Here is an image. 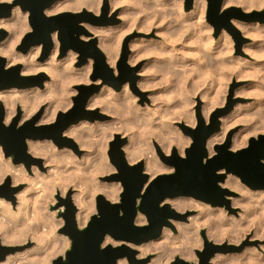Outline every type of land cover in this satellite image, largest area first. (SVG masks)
Masks as SVG:
<instances>
[{"label": "rangeland", "instance_id": "rangeland-1", "mask_svg": "<svg viewBox=\"0 0 264 264\" xmlns=\"http://www.w3.org/2000/svg\"><path fill=\"white\" fill-rule=\"evenodd\" d=\"M1 1V0H0ZM13 1V0H12ZM11 1V2H12ZM65 1H67V0H65ZM120 1H123V2H121V3H118L117 5L116 4H114L113 2H114V0H108V12H107V15L105 16V18L104 19H106L105 21H106V23L105 24H91V23H89V22H85V21H83V22H81L80 24H82L83 25V27L90 33V35L92 36V38L91 39H89V40H83L84 42H86V43H89V42H91V40L93 39V38H96L97 39V46L104 52V54H105V56H106V62L108 63V65L110 66V68H112V72L111 73H109L108 72V70H101V72H105L107 75H108V78L107 79H104L103 78V76H102V74H101V72H99V73H96L95 74V59L93 58V57H91V56H89L87 59H86V61H84L82 58H81V56H82V54H81V52H79V50H76V49H73V48H71V49H69L64 55H61V42H60V40H59V38H58V32L56 31L55 33H56V40H57V50H58V59H60V60H62L63 59V62H65V61H67L68 63H69V58L70 57H74V58H76V59H74V61H72L71 63H70V66H71V68H73V69H79L78 71L79 72H84V73H86L89 69H90V72L88 73V79H90V83L89 82H86L85 80H80V81H75V82H72V84H65L64 86V91L65 92H63V94H62V92H61V97H62V100H63V105L64 106H62V107H60L59 109H58V111L56 112V114H55V117L52 119V120H50V121H47V122H49V123H47V122H41V117H43V115L46 113V111H47V108H49L50 106H49V104H50V98H48V96H49V92L46 90L47 89V87L45 86V84H44V86H45V88H44V86L43 87H39V86H35L36 87V89L38 90V91H40V92H42L43 94H44V101H42V103H41V105L39 106V108L36 110V112H35V114H34V116H37V115H39V118H38V120L35 122V126L36 127H39V126H42V125H48V124H52V123H54V122H56V120H57V117H58V115H59V113L60 112H66V111H68V110H70L73 106H74V97L75 96H77L78 95V93H79V89H78V87L79 86H82V85H84V86H98L99 87V91L97 92V93H95V94H93L91 97H90V99L89 100H91V98L93 97V96H98V93H99V95L100 94H102V92H104L105 91V87L106 88H109L110 87V89H112L113 91H115V92H121L122 90H123V88H124V85L125 84H128V92L129 93H131V95H137L136 96V99H137V104H139V106H147V104H148V106H150V107H159V106H161V107H166L167 106V109H170L171 111H174V112H176V110H177V113L178 114H183V115H180V118H175V119H173L172 120V126L178 131L177 132V134H179V132H181L180 134H179V136H184L183 138H186V137H188V136H190V137H188V139L190 140V142H189V144L188 143H186L185 144V140L184 139H182V140H184V142L182 143V145H181V142L178 144V143H174V145H173V148H172V150L174 149V148H176V150L178 151V153L181 155V156H186V150L192 145V142H193V139H192V136L188 133V131L187 130H185L184 128L186 127H188V128H196L197 126H198V120H199V117L201 116L203 119H204V121H205V123L207 124V125H209L210 124V120H211V118H212V116H213V114L217 111V110H219V109H224V110H226V109H228V107H230V110L228 111V112H224L220 117H219V120H220V129L217 131V134H224L225 133V135H224V139H223V141L222 142H220V143H215L214 145H212V148H213V150H214V153L215 154H217V151H216V149H215V147L217 146V145H220V144H224L226 141H227V139H228V137L230 136V138H231V145H230V147H229V149L230 150H232V151H234V152H237V151H239V150H241V149H244V148H247L249 145H250V140H251V138H253V137H255V138H258L259 137V135H261V134H264V131H262V130H258L259 128H262L263 127V130H264V38H262L261 36H263L264 37V27H261V26H264V5H262V6H252V7H249L250 9H248L247 8V4L245 3V2H243V1H245V0H242V2H241V0H235L234 2H233V5L232 6H230V7H228L227 8V10H222V9H220V12L218 13V14H216V15H211V14H209V12H208V0H204L205 1V8H204V14H201V9L199 10H196V9H194V8H196L195 6H196V4H195V6H194V3H196V0H194L193 1V6H192V8L191 9H189V10H187L186 9V0H183L182 2H181V0H179V2H175V0H159V1H161L160 3H159V1H158V4H157V2H155L154 0H120ZM127 1V2H126ZM149 1V2H148ZM153 1V2H152ZM167 3H166V2ZM169 1V2H168ZM175 2V4H177L176 6H173V4H174V2ZM178 1V0H177ZM236 1H238V2H241V4L240 3H238V4H236L237 2ZM3 2H10V1H3ZM60 2H64V0H60ZM144 2V3H143ZM155 2V3H154ZM173 2V4H171V3ZM224 2H225V0H223V2H222V6H223V4H224ZM236 2V3H235ZM148 5H147V4ZM154 3V4H153ZM179 3H180V5H179ZM183 3V4H182ZM242 3H243V6H242ZM144 4H146L147 5V7H148V9H147V7H145L144 8V6H146V5H144ZM163 4V5H162ZM116 5V6H115ZM154 5V6H153ZM157 5H158V7H157ZM18 6V8H19V10L21 11V12H27V17H26V19H25V22L27 21V23L26 24H28V26H26V28L27 29H25V31H24V34L22 35V37H21V39H20V41L17 43V45L15 46V51L16 52H20V53H22V54H28V52L30 51V50H32V48H36L38 45H34V46H32L26 53H23L21 50H19L18 49V46L22 43V39L24 38V36L28 33V32H30V31H32L33 29H32V26H31V24H30V20H29V16H30V12L28 11V10H22V8L19 6V5H17ZM143 6V7H142ZM151 6V7H150ZM159 6H161V7H159ZM164 6V7H163ZM168 6V7H167ZM177 6H179V7H177ZM222 6H221V8H222ZM103 7H104V0H100V5H99V11L98 12H95L93 9H90L89 7H87V6H83L81 9H64V10H60V11H56V12H52V13H48L47 11H45V13L47 14V15H56V14H60V13H64V12H80V11H83V9H87V10H89V11H92L94 14H96L97 16H102L103 15ZM246 7V8H245ZM115 8V10L112 12V10ZM167 8H168V12H167ZM174 8V9H173ZM175 8H177L176 10H175ZM178 8H182V9H178ZM124 9V10H123ZM166 9V10H165ZM171 9H172V11H171ZM247 9V10H246ZM47 10V9H46ZM142 10V11H141ZM169 10H170V12H169ZM185 11V12H188V14H191V16H190V19H189V21H187V22H185V21H183V20H181V22H183V24L180 22V18L178 19L176 16H178L179 15V11ZM124 11V12H123ZM126 11V12H125ZM129 12V15H127V14H125V13H128ZM137 11V12H136ZM165 11V12H164ZM178 11V12H177ZM225 11H228L229 13H231L233 16L230 18V24H232V26L236 29V30H238V32H239V34H235V33H233V31H231L230 29H228L226 26H225V15H224V13H225ZM135 12V13H134ZM149 12V13H148ZM166 12H167V15H166ZM196 12V13H195ZM168 13H170V14H168ZM174 13V14H173ZM175 13H176V15H175ZM200 13V14H199ZM13 14V13H12ZM12 14L9 16V17H11L12 16ZM120 14V15H119ZM123 14H125V15H123ZM132 15V17H134V18H136L135 20H134V18H132L131 17V15ZM138 15V16H136V15ZM164 14V15H163ZM127 15V16H126ZM168 15H169V17H168ZM205 15V16H204ZM122 16V17H121ZM142 16V17H141ZM150 16V17H149ZM153 18H152V17ZM167 16V17H166ZM173 16L174 17H176L177 19H178V21L179 22H177V20L175 19V18H173ZM203 16L205 17V18H203ZM129 17H131V18H129ZM165 17H166V19H165ZM200 17H201V19H200ZM8 18V17H7ZM28 18V19H27ZM125 18V19H124ZM145 18V19H144ZM158 18H160V19H158ZM164 18V19H163ZM173 19V23H174V25L175 26H178L179 28L182 26V28L181 29H179V28H177V31L178 32H180L181 33V31H179V30H182V35L181 34H179L178 32V34H177V36H176V40H175V42H169L168 40H166V38H165V35L163 34V27L167 24H170V23H168L171 19ZM192 18V19H191ZM196 18V19H195ZM124 19V20H123ZM132 21H131V20ZM138 19H140V21H138ZM147 19V20H146ZM204 19V20H203ZM231 19H235L236 21H237V24H238V26L237 25H235V24H233L232 23V20ZM144 20V22L142 23V21ZM192 20V25H194V22H195V28H197L196 30L194 29V28H191L192 27V25H188L189 26V28L187 27L186 28V26H187V24L189 23V24H191L190 23V21ZM203 20V21H202ZM130 21H131V23H130ZM138 21V22H137ZM150 21V22H149ZM155 21V22H154ZM197 21H199L198 23H197ZM241 23V25L239 26V22ZM137 22V23H136ZM202 24H201V23ZM256 22H258V23H256ZM140 23V24H139ZM178 23V24H177ZM196 23H197V26H196ZM201 25H200V24ZM204 23V24H203ZM247 23H248V25H247ZM256 23V24H255ZM131 24V25H130ZM143 24V25H142ZM160 24V25H159ZM182 24V25H181ZM184 24H186V25H184ZM199 24V25H198ZM206 24V25H205ZM208 24H210L209 26H208ZM263 24V25H262ZM130 26L129 28H130V30H129V28H128V26ZM133 25V26H132ZM150 25V26H149ZM166 25V26H167ZM180 25V26H179ZM205 25V26H204ZM245 25V26H244ZM125 26V27H124ZM136 26V27H135ZM144 26V27H143ZM148 26V27H147ZM165 26V27H166ZM193 26V27H194ZM208 26V27H207ZM123 27V28H122ZM126 27L128 28L127 30H126ZM132 27H133V29H132ZM149 27L151 28V29H149ZM199 27H203V28H205V29H207V28H209V32H207V30L205 31V29H202V28H200V30L198 29ZM3 29H5V30H7L6 28H4V27H2ZM30 28V29H29ZM100 28H101V30H100ZM104 28V29H103ZM108 28V29H107ZM141 28H143V29H141ZM241 28H242V30H241ZM132 29V30H131ZM149 29V30H148ZM160 29H162V30H160ZM179 29V30H178ZM186 29H187V31H186ZM194 29V30H193ZM210 29H212V31H210ZM223 29H224V31H223ZM250 29V30H249ZM100 30V31H99ZM124 30H126V31H124ZM158 30H160V31H158ZM190 30V31H189ZM202 30H203V32H202ZM253 30V31H252ZM8 31V30H7ZM103 33H102V32ZM109 31V32H108ZM157 31V32H156ZM185 31V32H184ZM193 31V33H191ZM196 31V32H195ZM227 31V32H226ZM242 31V32H241ZM102 34H101V33ZM203 34H205V35H203V36H200V35H202V33ZM225 32V33H224ZM253 33L252 35H251V33ZM104 33H105V36H104ZM161 33V34H160ZM183 33L185 34V35H183ZM187 33H189V35L187 34ZM201 33V34H200ZM207 33V34H206ZM212 33V34H211ZM226 33H228V34H226ZM247 33L249 34V35H247ZM257 33V39H256V36L254 35V34H256ZM10 33H9V31H8V35H9ZM120 36H118V35ZM125 34V35H124ZM186 34H187V37H186ZM198 34V35H197ZM209 34V35H208ZM227 36H225V35ZM8 35H7V37H8ZM121 35H123L124 36V38H123V36H121ZM163 35V36H162ZM197 36V41L196 40H194V38ZM221 35V36H220ZM261 35V36H260ZM53 36H54V34H53ZM80 36H81V34H80ZM103 36V37H102ZM111 36V37H110ZM204 36L205 37H207V38H204ZM6 37V38H7ZM179 37V38H178ZM181 37V38H180ZM186 37V38H185ZM191 37V38H190ZM192 37H194L193 38V40H192ZM203 37V38H202ZM209 37L213 40V42H218L219 44L217 45L218 47H212V48H209L208 47V45L206 44V40L208 39L209 40ZM5 38V39H6ZM107 38V39H106ZM200 38H201V41H200ZM226 38H227V40H226ZM229 38H230V40H229ZM254 38V39H253ZM4 39V40H5ZM101 39V40H100ZM115 39H117V40H115ZM121 39V40H120ZM181 39V41L179 42L178 40H180ZM202 39L203 40H205V41H202ZM220 41H219V40ZM224 39V40H223ZM3 40V41H4ZM189 41V42H185V41ZM198 40H199V43H198ZM263 40V41H262ZM3 41H1V42H3ZM53 41L55 42V40H54V38H53ZM100 41V42H99ZM116 41H119V42H116ZM167 42V44L166 43H164V42ZM190 41H193V42H190ZM256 41H257V43H256ZM0 42V43H1ZM114 42H116V43H114ZM137 42V43H136ZM149 42V43H148ZM182 42H184V43H187V44H190V47H189V45H187V44H185L184 45V43L183 44H181ZM200 42H201V45H200ZM232 42V43H231ZM115 45H114V44ZM118 43H120V44H118ZM146 43V44H145ZM161 43V44H160ZM163 43V44H162ZM55 44L56 43H54V46H53V48L52 49H54V47H55ZM106 44H113L114 46H116V48L117 49H119L118 50V58H117V60H116V64L114 65V67L113 66H111L110 65V63H109V61H108V55H107V49H106ZM135 44H138L137 46L135 45ZM158 46H156V45ZM161 46H160V45ZM165 44H166V46H165ZM172 46H170V45ZM191 44H193V46L191 45ZM197 44V45H196ZM203 44H206L205 46H207V49H206V47H204V45ZM221 44L223 45V46H221ZM224 44H225V46H224ZM231 44V45H230ZM40 46H38V47H40V49H39V54L37 55V57H36V61L37 62H43V61H46L49 57H50V55H49V57L48 58H46L45 60H40V57H41V55H42V49H43V45L42 44H39ZM118 45V46H117ZM135 45V46H134ZM149 45V46H148ZM151 45V46H150ZM174 45V46H173ZM196 47H195V46ZM201 47H200V46ZM221 47H220V46ZM228 45V46H227ZM125 46H127V52H126V61H125V64L124 65H122V66H120V61H121V59H122V55H123V51H124V47ZM133 46V47H132ZM140 46H145L146 47V49H144L143 51H154L155 49V51H161L162 52V50H163V52H165V51H168V53H170L171 55H174L175 54V56H176V58H178L177 60V62H175V65L174 66H176V67H174V69H176L177 68V70H173V71H169L168 72V70H166V72L165 71H157V69L156 70H154V67L155 66H159L158 64H164V63H166V61H165V58L167 59V57L169 58L170 57V54L168 55V53L167 54H163V52H162V55L164 56V58H163V56H161L160 54H161V52H160V54H159V56L157 55V54H153V53H151L150 51L148 52V54L145 56L144 54H142V56H140L141 58H138V60L136 59V61L135 60H133V62L132 61H130V60H132L131 58H132V56L135 54V51H138V50H136L137 48H139ZM157 48H156V47ZM230 47L231 49L229 50V48L228 49H225V47ZM251 46V47H250ZM257 46L259 47V48H257ZM135 47V48H134ZM163 47V48H162ZM168 47V48H167ZM175 48V49H171V48ZM185 47V48H184ZM193 47V48H192ZM198 47V48H197ZM219 47L221 48V49H219ZM223 47H224V50L225 51H223ZM245 47H247V48H245ZM147 48H148V50H147ZM155 48V49H154ZM160 48V49H159ZM171 50H173V51H171ZM187 48H188V50H187ZM201 48H202V50H204V51H206V52H204V51H202L201 50ZM203 48H205V49H203ZM209 48V49H208ZM250 49V51H248V50H246V49ZM257 50V51H255V49ZM167 49V50H166ZM180 49H183V50H185L186 52L184 53V51L182 50V51H179ZM211 49H214L213 51L211 50ZM244 49V50H243ZM262 49V50H261ZM19 50V51H18ZM194 50H195V52H194ZM216 50H220V52L221 51H223V52H221V53H219L218 51H216ZM232 50V51H231ZM246 50V51H245ZM53 51V50H52ZM69 51H71L70 52V54H69ZM174 51H176V52H174ZM188 51V52H187ZM189 51H191V52H189ZM193 51V52H192ZM199 51V52H198ZM229 51V52H228ZM248 51V52H247ZM201 52V54H203V52H204V58H202V55L200 54V57L198 56L199 55V53ZM211 52V53H210ZM245 52H247V53H245ZM250 52L252 53V54H250ZM253 52L255 53V54H253ZM261 54H260V53ZM52 53V52H51ZM71 53H74V55H72L71 56ZM174 53V54H173ZM182 53V54H181ZM190 53H192V54H190ZM215 53H217V56H215L214 54ZM224 53V54H223ZM226 53V54H225ZM151 54H153V55H151ZM185 54H186V56H187V54L188 55H191L190 57L189 56H187V57H189L190 58V62H192L193 64H191L190 62H185L184 61V59H183V57H185ZM207 54H209V55H207ZM0 55H2V54H0ZM150 55V56H149ZM157 55V56H156ZM168 55V56H167ZM178 55V56H177ZM210 55H212V57L210 56ZM257 55V56H256ZM258 55H259V57H258ZM2 56H4L5 58H6V62H7V59H8V56L6 55V54H3ZM76 56V57H75ZM180 56V57H179ZM182 56V57H181ZM195 56H196V58H195ZM211 58H210V57ZM222 56V57H221ZM63 57V58H62ZM67 57V58H66ZM159 57V58H158ZM199 57V58H198ZM226 57V58H225ZM234 57V58H233ZM239 57V58H238ZM158 58V59H157ZM180 58H181V60H180ZM215 58V59H214ZM219 58H220V60H219ZM224 58V59H223ZM248 58V59H247ZM67 59V60H66ZM130 59V60H129ZM160 59V60H159ZM196 59V60H195ZM198 59V60H197ZM200 59V60H199ZM204 59V60H203ZM219 61V63L221 64L222 62H225V61H227V59H228V61H229V63H228V61H227V63H225V64H228L229 66H231L233 63V66H231V67H233L235 70L237 69V68H235V66L236 67H241L244 71H243V73H242V76L243 75H245V76H241V75H237L238 73L236 72V71H234V72H232L233 74H231V75H229V77L225 80H221L220 81V79H218L219 78V75L217 74V70H218V62H217V60ZM237 60V61H234V60ZM159 60V61H158ZM162 60V61H161ZM212 60L213 61H215V63L217 64V66H216V64L213 62V64L214 65H212ZM223 60H225V61H223ZM232 60V61H231ZM241 60V61H240ZM248 62V64L246 65V64H244V62H246V61ZM249 60V61H248ZM130 61V62H129ZM152 61V62H151ZM165 61V62H164ZM202 61V62H201ZM210 61V62H209ZM244 61V62H243ZM66 62V63H67ZM183 62H185V63H183ZM195 62H196V64H195ZM199 62V63H198ZM204 62V63H203ZM205 62H206V65H205ZM207 62H209V64H207ZM237 62V63H236ZM133 63V64H132ZM135 63V64H134ZM153 65H152V64ZM177 63V64H176ZM181 63V64H180ZM198 63V64H197ZM240 63V64H239ZM250 63V64H249ZM18 64H21L22 65V67H23V63H22V61H20V62H18L16 65H18ZM89 64V65H88ZM162 64V65H163ZM185 64V65H184ZM204 64V65H203ZM74 65V66H73ZM92 65V66H91ZM182 65H184L183 67H182ZM190 65V66H189ZM192 65H193V67H192ZM194 65H195V67H197V65L199 66L200 65V68L198 69V70H200V69H203L202 70V72H201V70H200V72L201 73H199V71H197V69L194 67ZM238 65V66H237ZM239 65H242V66H239ZM249 65V66H248ZM89 66V67H88ZM147 66H148V69L149 68H151V69H147ZM204 66H206V68L203 67ZM213 66H214V70H213ZM215 66H216V68H215ZM244 66V67H243ZM251 66V67H250ZM253 66V67H252ZM87 67H88V69H87ZM119 67H122V68H119ZM185 67H187V70H186V68ZM192 67V68H191ZM202 67V68H201ZM207 67H208V69H207ZM210 67V68H209ZM212 67V68H211ZM245 67H247L246 69H245ZM248 67H249V69H248ZM84 68H85V71H83L84 70ZM116 68V69H115ZM189 68H190V70L191 69H193L194 71H195V73L194 72H190L189 71ZM196 70H195V69ZM198 68V67H197ZM232 68V69H233ZM75 69V70H76ZM87 69V70H86ZM178 69H179V71H178ZM206 69V70H205ZM211 69H212V71H214V73H210L211 72ZM216 69V70H215ZM231 69V68H230ZM231 69V71H233ZM81 70V71H80ZM119 70H121V71H119ZM148 71V72H147ZM151 71V72H150ZM178 73L179 72V75H180V78H182V79H180L179 77V79L181 80H179L178 78H177V76H179L176 72ZM184 71H186L187 72V75L186 76H184V74H186V73H184ZM196 71H197V73H196ZM208 71H209V74H208ZM158 72V73H157ZM163 72V73H162ZM188 72H189V75H188ZM204 72V73H203ZM41 73H45L47 76H48V82H50V80H51V74L49 73V72H47V71H45V70H41L40 72H38V73H31V74H28V75H39V74H41ZM84 73H82V74H84ZM121 73L123 74L122 76H121ZM165 73H166V75H165ZM173 73H176V74H174L173 75ZM183 73V74H182ZM191 73V74H190ZM215 73L217 74L216 76H215ZM235 73H236V76H235ZM206 74V75H205ZM209 76H208V75ZM213 74V75H212ZM163 75V76H162ZM165 75V76H164ZM176 75V76H175ZM182 75V76H181ZM146 76V77H145ZM169 76V77H168ZM173 76L175 77V78H173ZM196 76H198V77H196ZM212 76V77H211ZM238 76H240V78H238ZM167 77V78H166ZM187 77V78H186ZM196 77V78H195ZM149 79L150 81H149V84H147L146 86L145 85H142L141 83H140V81L142 82V80H144V79ZM166 78V79H165ZM194 78V79H193ZM212 78H213V80H212ZM214 78H215V83L213 82L214 81ZM171 79V80H170ZM175 80H177V81H175ZM230 80V81H229ZM122 81H124L123 82V84L121 85V87L120 88H118L117 87V85L120 83V82H122ZM171 81V82H170ZM180 81V82H179ZM179 84H178V83ZM220 84H219V83ZM140 83V84H139ZM182 83V84H181ZM151 84V85H150ZM215 84V85H214ZM139 85V86H138ZM141 85H142V88H143V86H144V89H142V88H140L141 87ZM149 85V86H148ZM213 85H214V87H213ZM222 87H221V86ZM68 86H70V87H68ZM104 86V88H102ZM187 86V87H186ZM218 86H220V87H218ZM224 86V87H223ZM35 87H32V90H36L35 89ZM38 88H40V89H38ZM67 88H69L68 90H66ZM75 88V89H74ZM206 88H208V89H206ZM217 88V89H216ZM224 88H226L225 90H224ZM16 89H18L19 91H30L31 90V88H16ZM15 89V90H16ZM43 89H45V90H43ZM6 90H14V88L12 89H6ZM75 90V91H74ZM77 90V91H76ZM118 90V91H117ZM193 90V91H192ZM218 90H220V92L218 91ZM0 91H2V90H0ZM71 91L72 92H74V93H71ZM177 91H179V92H177ZM191 91V92H190ZM222 91V92H221ZM260 91H261V93H260ZM46 94H45V93ZM186 92V93H185ZM210 92V93H209ZM69 93V94H68ZM105 93L107 94V96H106V94L104 95V96H106L107 98H109L108 97V92H106L105 91ZM181 93V94H180ZM193 93V94H192ZM203 93H205V95H202ZM210 94V96H209V94ZM221 93H223V94H221ZM259 93V94H258ZM155 94H156V96L158 97V99H155ZM170 94V95H169ZM206 94H207V97H206ZM65 95L69 98H65ZM179 95V96H178ZM212 95H214V96H212ZM47 96V97H46ZM134 96V97H135ZM166 96V97H165ZM185 96H187V97H185ZM203 96H204V98H203ZM224 96V97H223ZM138 97V98H137ZM183 99H181V98ZM215 97H217L216 99H214ZM64 98V99H63ZM161 98V99H160ZM174 98H175V101L176 102H178V103H176L175 101H174ZM184 98L185 99H188V100H184ZM192 98V99H191ZM207 98V99H206ZM208 98H210L209 100H208ZM212 98V99H211ZM219 98V99H218ZM177 99V100H176ZM190 99V100H189ZM222 99V100H221ZM68 102H67V101ZM69 100H71V102H72V104H71V102L69 101ZM170 100H172L171 102H170ZM195 100V101H194ZM208 100V101H207ZM219 100H221V101H223V102H221V101H219ZM158 101V102H157ZM181 101H184L183 103H185V105L183 104V103H181ZM187 101H191V102H187ZM192 101H193V103H192ZM213 101H215L216 102V105H215V108L210 112L208 109H212V108H210V107H212V102ZM217 101H219L220 102V104H217L218 102ZM69 102H70V104H69ZM89 102L90 101H88V103H87V105H86V108L89 110V111H91V112H93V114L92 115H94L96 118H95V120H93V121H91V120H83V121H80L79 123H77V124H73V125H81V124H96L97 122L98 123H101V122H107V121H111V120H113L116 116H115V114L114 113H112V112H110L109 110H105L103 107H104V105L103 104H97V106L95 107V108H93V109H91V105H89ZM162 102H164V103H162ZM169 102V103H168ZM173 102V103H172ZM179 102L182 104H179ZM207 102H209V103H207ZM211 102V103H210ZM67 104V106H66V104ZM154 103V104H153ZM188 103H189V105H188ZM223 103V104H222ZM0 104H3V106H4V110H5V120H6V115H7V113L9 112V107H7L5 104H4V102L3 101H0ZM156 104V105H155ZM168 104V105H167ZM173 104H177L176 106L178 107L179 105H181L182 107H178V109H177V107L175 106V105H173ZM263 104V105H262ZM22 105V103L21 102H18L17 104H16V106H15V112L11 115L12 116V119L10 120V121H6L5 123H6V125H8V126H10L11 125V123L14 121V119H16V118H18V127H21V126H24L30 119H25L26 117L24 116L25 115V113H23V112H25V108L23 107V105ZM69 105V106H68ZM89 105V106H88ZM100 105H101V107H100ZM103 105V106H102ZM191 105V106H190ZM262 105V106H261ZM171 106H172V108H171ZM174 106L176 107V109H174ZM184 106L186 107L185 109H187V111L184 109ZM188 106V107H187ZM189 106H190V108H189ZM5 107H7V108H5ZM47 107V108H46ZM66 107V108H65ZM170 107V108H169ZM209 107V108H208ZM181 108V109H180ZM23 109H24V111H23ZM64 109V110H63ZM183 109L186 111H183ZM192 109V110H191ZM206 109L208 110V111H206ZM245 109V110H244ZM190 112H189V111ZM204 111V112H203ZM7 112V113H6ZM59 112V113H58ZM194 114H193V113ZM244 112L247 114V116H246V114H244ZM258 112V113H257ZM185 113H189L190 114V118L189 117H184V115H185ZM203 113H204V115H203ZM207 113H210V115H209V118L207 119ZM261 115H260V114ZM239 114V115H238ZM245 116H244V115ZM256 114H258L257 116H255ZM252 117H251V116ZM24 116V117H23ZM175 116H177V114L175 113ZM255 118H254V117ZM196 117V118H195ZM256 117L258 118V119H256ZM260 117V118H259ZM261 117H263V118H261ZM185 118V119H184ZM187 118H189V119H187ZM248 118V120H246ZM21 119V120H20ZM181 119V120H180ZM187 119V120H186ZM194 119H195V121H194ZM231 120L232 122H229V127L227 126V128H226V130H225V127H224V122L223 121H225V120ZM252 119V120H251ZM227 120V121H228ZM262 120V121H261ZM40 123H39V122ZM127 123L128 121L127 120H123V121H121L120 122V124H125V122ZM186 121V122H185ZM188 121V122H187ZM190 121H191V123H190ZM261 121V122H260ZM122 122H124V123H122ZM235 122V123H234ZM254 122V123H253ZM256 122H260V124H262L261 126H260V124L259 123H256ZM175 123V124H174ZM234 123V124H233ZM133 124V123H132ZM230 124H231V126H230ZM259 124V126H257L256 127V125H258ZM176 125V126H175ZM253 125V126H252ZM72 126V125H71ZM71 126H69V127H71ZM131 126H133V125H131ZM222 126H223V128H222ZM68 127V128H69ZM250 127V128H249ZM67 128V129H68ZM137 128V129H136ZM254 128V129H253ZM67 129L65 130V131H67ZM142 130V127L141 128H139V127H135V129H134V131H137V130ZM178 129H180V130H178ZM224 129V130H223ZM251 129H253V131L251 130ZM139 130V131H140ZM224 132H223V131ZM248 130H251V131H248ZM64 131V133H63V135H65V136H68V137H70V138H72L73 140L75 139L72 135L70 136V134L69 135H66V132ZM222 131V132H221ZM248 131V133H246ZM131 132V133H130ZM250 132V133H249ZM183 133V134H182ZM120 135V139L121 140H123V139H126V141L125 142H123V145H122V148H123V150H124V152H125V155H126V157H127V151H126V149L124 148L128 143H129V140H130V137H131V135H132V131L130 130V131H127L126 129H121V130H118V131H115L114 132V134L111 136V137H109L108 139H107V141H106V143H107V145H106V149H105V158H106V160L108 161V163H109V165H110V168H109V170L108 171H106V173L104 172V173H101V174H99L98 176H97V178H96V180L98 181V182H100V183H109V181H107V180H105V178L107 177V176H109V175H111V174H113V173H116L117 172V168H116V166L112 163V161H111V159H110V155H109V150H110V143L113 141V140H115L116 138H115V135ZM131 134V135H130ZM216 134V132L214 133V134H212L211 136H210V138L213 136V135H215ZM222 134V135H223ZM221 135V136H222ZM129 138V139H128ZM241 139V141L242 140H246L245 141V143L246 144H243L242 146H240V147H237V148H233V142H234V140H236V139ZM234 139V140H233ZM35 141L34 139H28L27 140V143H28V149H29V141ZM37 140V139H36ZM41 142H46L47 140H49V142H50V140H51V145H53V147L57 150V151H62V152H64V151H70L78 160H80V159H82L84 156H87V155H89L90 154V152L92 151V149H90L88 146H86V145H81V141H76V140H74V142L76 143V147H74V146H63V147H60L59 145H58V143L57 142H55V140L53 139V138H46V139H39ZM39 140H37V141H39ZM209 140V139H208ZM39 141V142H40ZM44 142V143H45ZM48 142V141H47ZM53 142V143H52ZM63 143H64V141H62ZM54 143H55V145H54ZM153 144V145H152ZM177 144V145H176ZM208 144V143H207ZM151 145H152V149L154 150V153L157 155V157H158V159H159V161L161 162V163H163L165 166H167V167H171L170 165H168V164H166L164 161H162V159L160 158V155L158 154V151H157V146H159L160 147V149L162 150V152H164L165 154H167L166 152H165V149H163V145H162V143H158V140L157 139H155V140H153L152 141V143H151ZM162 145V146H161ZM56 146V147H55ZM178 146H179V148H178ZM181 146H183V148L181 147ZM179 149H181V150H179ZM183 149V150H182ZM207 149H208V155L210 156V146L208 145L207 146ZM0 150H2L3 152H1L0 151V155L2 154V160L4 159V160H9L13 165H22L23 167H24V169L26 170V173L28 174L27 175V177L29 176V174H30V177H28V178H33L34 176H36V170H37V172L38 171H40V172H44V174H49L50 172H52L53 171V169L55 170V168L57 167V166H54V167H52L53 165V163L51 164V162L50 163H48L49 161H47V157H45L44 155H37V154H34V153H32L33 151L32 150H28V152L34 157V158H36V159H38V161H36V160H31L30 161V166H27L25 163H20V164H14L13 163V161H12V157H6L5 156V153H4V150H3V146L0 144ZM89 153V154H88ZM172 153V151L170 152V154ZM170 154H168V155H170ZM184 154V155H183ZM215 154H213V155H215ZM149 156L151 155L150 153L148 154ZM148 155H146V157L148 158ZM212 155V156H213ZM146 157H142V159H140V161H142L143 162V165H144V172L145 173H147V174H149V178H151V172L148 170H146V167H145V165H146ZM46 159V160H45ZM46 161V162H45ZM127 161H128V163L129 164H132V163H130L129 162V160H128V158H127ZM139 161V162H140ZM206 161V160H205ZM264 161V160H263ZM65 163V162H64ZM37 164V165H36ZM55 164V163H54ZM49 165V166H48ZM56 165V164H55ZM35 166V167H34ZM41 166V167H40ZM65 167H63L62 169H64V175L65 176H68V175H71V176H73V174H74V176L76 175L77 177L81 174V169L80 170H77V169H73V167H72V169H70L71 167L70 166H68V167H66V165H64ZM51 167V168H50ZM58 169V168H57ZM49 170H50V172H49ZM76 171V172H75ZM54 172V171H53ZM52 172V173H53ZM72 172H75V173H72ZM173 172H175V168H173L172 170H168V171H162V172H160V174H170V173H173ZM219 173H226V171H225V169H222V170H219L218 171ZM70 173H72V174H70ZM79 173V175H77ZM230 173V174H229ZM229 173H227V175H226V178L224 179V181H220L219 182V185H220V187L222 188L219 192H218V198H217V201H216V203L215 204H213V203H211V202H206V201H203V200H200V199H196V198H194V197H190V198H193V199H191L192 201L193 200H197L196 202H198L199 200H200V202L199 203H201V205H199V203L197 204L195 201H194V204H192V205H190L189 207H185L184 209H178L176 206H174L173 204H171V200L172 199H174V198H167L166 200H164V202L162 203V204H164V203H169L174 209H176V211H178L180 214H182V216H184L183 218H181V219H173V218H171L170 219V221H171V223H172V227L171 226H165L164 228H166V227H168L169 229H171V230H173L172 231V233L174 234V236H179L180 234H181V228L183 227V226H185L186 225V227H189L190 229H192L191 231L193 232V234H192V232H190V235H191V240H193V243H195L196 245L193 247V253H194V255H195V257L193 256V258L191 257L190 258V256H184L183 254H181L180 255V252H178V253H176L175 255H174V257L169 261V263L168 264H171V262H172V260L176 257V256H180L181 258H183L184 260H186V261H189V262H192V263H195V264H200V256L198 255V253H197V251H201V252H203L204 250H205V248H206V244H205V242H206V240L208 241V242H210V244H212V245H209V247H208V249H209V251H213V250H216V248H215V246L216 245H218L220 248L218 249L219 251L218 252H216L214 255H213V257L210 259V264H215L214 263V261H213V258H214V256L218 253L219 255H221V256H227V255H230V254H239V253H242L243 251H244V249H246L247 247H254V248H256V250H258L260 253H262V254H264V236L261 238V237H259V236H257V235H254L255 234V227H256V224L255 223H257V220H259V219H261V217H262V213L261 212H263V209L264 208H262V206L264 207V198L262 197V196H264V186H256V187H252V186H250L249 184H247L246 182H244L242 179H241V177L239 176V175H237V174H234V173H231V172H229ZM51 174V173H50ZM228 175H234V177L236 176V178L238 177V179H239V182H240V185L242 186V187H240V188H233V189H231V188H229V187H231L230 185H228V184H226V180H227V177H228ZM75 176V177H76ZM5 179V178H4ZM115 182V181H114ZM151 181H150V179H148V183L146 184V186H148V184L150 183ZM30 184V181H28V179H26V180H24V181H22V182H20V183H17V184H14V185H21L22 186V189L21 190H23L24 188H26L27 187V185L29 186V184ZM221 183V184H220ZM119 184L120 185H122L121 184V182H119ZM222 184H224V185H222ZM228 185V186H227ZM123 187V186H122ZM243 188H245V190L243 189ZM249 188V189H248ZM239 189V190H238ZM247 189V190H246ZM262 189V190H261ZM20 190V191H21ZM122 190H123V188H122ZM244 191V193H243V191ZM19 191V192H20ZM61 191V192H60ZM239 191H242V193L243 194H245V195H242V193L241 192H239ZM247 191H251L250 193H248ZM254 191L255 192H257L258 193V197L257 196H252L251 194H253L254 193ZM262 192L263 193V195H259V192ZM122 192V191H121ZM246 192V193H245ZM77 193H78V195L79 194H81V188L79 187L78 188V186H71L70 188H68V190L65 192V193H63L62 192V190H61V188L60 187H58L57 189H56V191H54V193L52 194V197L50 198V201H49V204L47 205V207H46V209H45V211H47V212H49V213H53L54 214V216H55V218L56 219H59V220H62V224L56 229V233L57 234H59V235H63L64 237H67V238H69L70 239V237L68 236V235H66V234H63V233H60V229L64 226V224H65V220H64V218H63V216H62V213L65 211V200L66 199H68V198H70L71 200H72V202L78 207V212L80 211V207L78 206V204L74 201V198H72V197H74L75 195H77ZM100 193H102V194H104L105 196H106V194L103 192V191H101V192H98L97 194H95L94 196H90V197H88L89 199H91V203L93 204V206L91 207V213H90V215H89V217H88V219H87V222H86V224L84 225V226H86L87 225V223H88V221L90 220V217H91V215H93L94 213H96L97 212V208H96V196L98 195V194H100ZM257 193H255V194H257ZM62 194V195H61ZM250 196H249V195ZM244 196V197H243ZM107 197V196H106ZM187 197V196H186ZM260 197H262L261 199L262 200H260ZM94 199V201H93V199ZM108 198V197H107ZM241 198V199H240ZM249 198V199H248ZM109 199V198H108ZM244 199H248L247 201L246 200H244ZM110 200V199H109ZM120 200V195H119V199L117 200V201H119ZM238 200V201H237ZM242 200V201H241ZM249 200H250V203H249ZM257 200H260V201H257ZM112 201V200H111ZM171 201V202H170ZM204 203H203V202ZM243 201H246L247 203H248V206L250 205V204H252V205H250L249 207L247 206V203L245 202V203H242ZM263 201V202H262ZM10 203H11V207H12V209L13 210H15L16 212L18 211L17 209H16V207H17V205L19 204V201H18V199H17V203H16V205H13L12 204V202L11 201H9ZM241 202V203H240ZM256 202H257V204H256ZM52 203V204H51ZM260 203V204H259ZM263 203V204H262ZM197 204V205H196ZM202 204L204 205V206H202ZM256 204V205H255ZM262 204V206L260 207V205ZM210 207H209V206ZM214 205V206H213ZM253 205H255V206H253ZM199 206H200V208H199ZM202 206V207H201ZM208 206V207H207ZM245 206H246V209H245ZM176 207V208H175ZM197 207V208H196ZM203 207H205L204 209H203ZM206 207H207V210H206ZM219 207V208H218ZM254 208L253 210L251 209V208ZM260 207V208H259ZM255 208H256V211H255ZM201 209V210H200ZM202 209L204 210V213H203V211H202ZM221 209H223L224 211H221ZM214 210V211H213ZM245 210V211H244ZM246 210H248L247 212H246ZM251 210V211H250ZM259 210V211H258ZM260 210H262V211H260ZM202 211V212H201ZM206 211V212H205ZM214 212L213 214H211L210 215V213L211 212ZM218 211H220L219 213H217ZM255 211V212H254ZM260 212L259 214H258V216H257V213L258 212ZM224 212H225V214H224ZM209 213V214H208ZM242 213V214H241ZM247 213V214H246ZM253 213H255L254 215H253ZM78 214V213H77ZM200 214V215H199ZM204 214H207V216H208V219H207V217H206V215H204ZM244 214H245V216H244ZM139 215H143L144 217H145V219H146V222L144 223V224H147L148 222H147V217L143 214V213H140V214H138V216ZM215 215L216 216H218V218H220V221L218 220V222H220L218 225H220V227H217L218 225H216V223H217V217H215ZM224 215H225V217H224ZM228 215V216H227ZM210 216V217H209ZM223 216L224 218H226L225 220L223 219V217L221 218V217ZM230 216H232V217H230ZM241 216H243V218L241 217ZM248 216H252L251 218H253V219H251L250 217V219L248 218ZM254 216V217H253ZM257 216V218H255ZM260 216V217H259ZM206 217V218H205ZM215 217V218H214ZM228 217V218H227ZM239 217H241V219H239ZM138 218V217H137ZM137 218H136V220H137ZM196 218V220H194ZM197 218H199V219H197ZM211 218V219H210ZM233 218V219H232ZM254 218H255V220H254ZM259 218V219H258ZM202 219H204V220H202ZM231 219V220H230ZM247 219V220H246ZM263 219V218H262ZM197 220H198V222H197ZM209 220V221H208ZM210 220L211 221H213V222H215V223H213L214 225L212 226V223H208V222H210ZM214 220H216V221H214ZM227 220V221H226ZM237 220H239V221H241V220H243L242 222L244 223L243 225H245L244 227H246L247 225H251V227H250V230H247V232H245V236L243 235V236H241V238L238 240V241H236V240H231L230 239V236L228 237V234H226V236H224V239H219L218 237L219 236H216V234H215V229H217V228H220L221 230H225V229H232L233 227H231V226H233V224L234 223H236L237 222ZM245 220V221H244ZM250 220V221H249ZM77 221H78V219H77ZM175 221V222H174ZM199 221H200V223H199ZM203 221V223H201ZM205 221H208L207 222V224H206V222ZM222 221V222H221ZM229 221H235L233 224H232V222L231 223H229ZM246 221H248L247 223H246ZM32 222H34V221H32ZM184 224H183V223ZM191 222H193V223H191ZM224 222V223H223ZM225 222H226V224H225ZM228 222V223H227ZM251 222H253L252 224H251ZM255 222V223H254ZM177 224L178 225V227H177V225H175V224ZM180 223V224H179ZM190 223V224H189ZM197 223V224H196ZM224 225H223V224ZM250 223V224H249ZM30 224H33V223H30ZM136 224H138V225H144V224H141V223H138L137 221H136ZM187 224L189 225V226H187ZM194 224H196V225H198V227L196 226V225H194ZM209 224V225H208ZM247 224V225H246ZM194 225V226H193ZM202 225H204V226H202ZM229 225V226H228ZM242 225V226H243ZM83 226V227H84ZM210 226H212V227H210ZM222 226V227H221ZM224 226H225V228H224ZM226 226H228V227H226ZM80 227V226H79ZM171 227V228H170ZM180 227V228H179ZM193 227V228H192ZM195 227V228H194ZM197 228V229H196ZM211 228V229H210ZM215 228V229H214ZM224 228V229H223ZM201 229V230H200ZM214 229V230H213ZM179 230V231H178ZM196 230V231H195ZM164 231V230H163ZM198 231V232H197ZM214 231V232H213ZM254 231V232H253ZM180 232V233H179ZM211 232V233H210ZM194 233H195V235H194ZM196 233H197V235H196ZM215 234V236H216V238H215V236H214V234ZM250 233V234H249ZM176 234V235H175ZM211 234V235H210ZM213 235V236H212ZM211 236V237H210ZM239 236V235H238ZM2 237H3V235H2V231L0 232V238H1V240H2ZM197 238V239H195V238ZM200 237V238H199ZM210 237V238H209ZM213 238H215V239H213ZM194 239H195V241H194ZM203 239V240H202ZM154 240H156V239H154ZM154 240H151V241H148V242H146V243H142V244H140V245H135V244H133V243H128V245H130L131 246V244H133V246H131L132 248H134V249H136L137 251H138V254H137V257L138 258H149V261L146 263V264H154V262H153V260L156 258V257H158V255H159V253H160V251L159 250H153V251H151L149 254H147L146 256H144V257H140V256H138L139 254H140V247L143 245V244H147V243H149V242H152V241H154ZM200 240V241H199ZM202 240V241H201ZM213 240V241H212ZM215 240V241H214ZM218 240H220L219 242H218ZM228 240H230V241H228ZM200 243H199V242ZM113 242V243H112ZM116 242H118V241H116ZM115 242V240H113L112 238H111V241L109 242V243H106V244H113V245H119V244H122L121 242H119V243H116ZM202 242V243H201ZM3 243V242H2ZM197 243H198V245H197ZM4 244H6V245H12V246H24L25 248L23 249V250H20V251H17L15 254L14 253H12V256H14V255H17V256H19L20 254H22V253H24L25 251H27V250H30V249H32L33 247H35L36 246V244H37V241L35 240V239H28V240H26V241H24V242H12V243H4ZM202 245V246H201ZM139 246V247H138ZM199 246V247H198ZM70 247H71V239H70V245L66 248V250L63 252V253H61V254H59L58 256H65V254H66V251L68 250V249H70ZM261 248V249H260ZM236 252V253H235ZM229 253V254H228ZM227 254V255H226ZM11 255V254H10ZM9 255V256H10ZM57 256V257H58ZM57 257H55V258H57ZM197 257V258H196ZM55 258H53V259H55ZM52 259V260H53ZM125 260H126V262H127V264H130L129 262H128V260H127V258H124ZM120 262V260H118V264H122V263H119ZM212 262V263H211ZM51 263H52V261H51Z\"/></svg>", "mask_w": 264, "mask_h": 264}, {"label": "bare ground", "instance_id": "bare-ground-1", "mask_svg": "<svg viewBox=\"0 0 264 264\" xmlns=\"http://www.w3.org/2000/svg\"><path fill=\"white\" fill-rule=\"evenodd\" d=\"M1 1H12V0H1ZM155 1V0H154ZM159 1V0H158ZM158 1L156 0L155 2H157L158 4ZM162 1V0H161ZM159 1V3L161 2ZM172 1V0H171ZM183 0H181L182 2ZM235 0H225L223 6H222V10H227L228 7L232 6L233 5V2ZM123 1H120V0H114V4H118V3H121ZM127 2V1H126ZM149 2V1H148ZM153 2V1H152ZM154 2V3H155ZM166 2V1H165ZM169 2V1H168ZM174 2V1H173ZM173 2L171 4H173ZM175 2H179V0H175ZM173 4V6H176L177 4ZM195 2V1H194ZM237 2V3H236ZM235 3L238 4L242 2H238L236 1ZM247 4V8L250 9L249 7H252V6H262L264 5V0H245L243 1ZM144 3V2H143ZM153 3V4H154ZM167 3V2H166ZM147 4V3H146ZM144 4V5H146ZM183 4V3H182ZM196 4V6H195ZM99 5H100V0H67L64 2H60V0H56L49 8H47V11L48 13H52V12H56V11H60V10H64V9H81L83 6H87L89 7L90 9H93L95 12H98L99 11ZM115 5V6H116ZM148 5V4H147ZM144 6L145 7H147ZM163 5V4H162ZM180 5V3H179ZM205 1L204 0H196V3H194V6L196 8V10H198L199 8L201 9V14H204V8H205ZM154 6V5H153ZM242 6H243V3H242ZM143 7V6H142ZM149 7V6H148ZM147 7V9H148ZM151 7V6H150ZM158 7V5H157ZM161 7V6H159ZM164 7V6H163ZM168 7V6H167ZM179 7V6H177ZM246 8V7H245ZM174 9V8H173ZM177 8H175L176 10ZM178 9H182V8H178ZM199 9V10H200ZM23 10V9H22ZM115 10V8L112 10V12ZM124 10V9H123ZM166 10V9H165ZM247 10V9H246ZM65 11V10H64ZM142 11V10H141ZM172 11V9H171ZM124 12V11H123ZM126 12V11H125ZM128 12V11H127ZM137 12V11H136ZM165 12V11H164ZM167 12H168V8H167ZM167 12H166V15H167ZM170 12V10H169ZM178 12V11H177ZM12 16L11 17H8V18H1L0 19V28L4 27L6 28L8 31H9V35L8 37L0 43V54H6L8 56V59H7V62H6V67L9 68V67H12L14 65H16L18 62L22 61L23 63V67L21 68V73L23 75H28V74H31V73H38L40 72L41 70H45L47 72H49L51 74V80L50 82H48V80L44 81V84L45 86L47 87V91L49 92V96L48 98H50V104H49V108H47V111L46 113L43 115V117H41V122H47V121H50L52 120L54 117H55V114L56 112L58 111V109L62 106H64L63 104V100H62V97H61V92H65L64 91V85L65 84H72V82H75V81H80V80H85L86 82H89L90 83V79H88V73L90 72V69L82 74L81 72H79L76 68L73 69L71 68L70 66V63L72 61H74V57H70L68 60H69V63L67 61L63 62V59L60 60L58 59V48H57V40H56V33H54V40L56 43L55 44V47L54 49H52V53L50 55V57L46 60V61H43V62H37L36 61V57L37 55L39 54V49L40 47H36V48H32V50H30L28 52V54H22L20 52H16L15 51V46L17 45V43L20 41L22 35L24 34V31L26 28V26H28L27 21L25 22V19L27 17V12H21L18 8V6L14 7L13 10H12ZM135 13V12H134ZM149 13V12H148ZM171 13V12H170ZM168 13V14H170ZM196 13V12H195ZM127 15H129V12L128 13H125ZM123 14V15H125ZM174 14V13H173ZM200 14V13H199ZM120 15V14H119ZM126 15V16H127ZM131 15V14H130ZM136 15V14H135ZM164 15V14H163ZM176 15V13H175ZM138 16V15H136ZM190 16L191 14H188V12H185V11H179V15L176 16L178 19L180 18V22L181 20L187 22L189 21L190 19ZM205 16V15H204ZM203 16V18H205ZM122 17V16H121ZM132 17V15H131ZM129 17V18H131ZM142 17V16H141ZM150 17V16H149ZM152 17V16H151ZM167 17V16H166ZM165 17V19H166ZM169 17V15H168ZM173 16V18H175L178 21V19ZM134 18V17H132ZM153 18V17H152ZM28 19V18H27ZM125 19V18H124ZM123 19V20H124ZM136 18H134L135 20ZM145 19V18H144ZM160 19V18H158ZM164 19V18H163ZM171 19V18H170ZM192 19V18H191ZM196 19V18H195ZM201 19V17H200ZM131 20V19H130ZM147 20V19H146ZM161 20V19H160ZM204 20V19H203ZM202 20V21H203ZM232 20V23L237 25V21L235 19H231ZM132 21V20H131ZM130 21V23H131ZM136 21V20H135ZM138 21H140V19H138ZM137 21V22H138ZM136 22V23H137ZM144 22V20L142 21V23ZM150 22V21H149ZM155 22V21H154ZM192 22V20L190 21V23ZM199 21H197L198 23ZM239 22V21H238ZM87 23V22H86ZM168 23L170 24H166L164 27H163V34L165 35V38L166 40H168L169 42H175L176 40V36L177 34H181L182 35V30H179L182 28V26L179 28L178 26H175L174 23H173V19H171ZM183 24V22H181ZM197 23H196V26H197ZM201 23V22H200ZM199 23V24H200ZM258 23V22H256ZM255 23V24H256ZM140 24V23H139ZM178 24V23H177ZM181 24V25H182ZM198 24V25H199ZM202 24V23H201ZM200 24V25H201ZM204 24V23H203ZM131 25V24H130ZM143 25V24H142ZM160 25V24H159ZM186 25V24H184ZM188 25H192L191 24H187L186 28L189 26ZM194 25H195V22H194ZM192 25L191 28H194L195 30L197 28H195V26ZM206 25V24H205ZM204 25V26H205ZM210 24H208L209 26ZM241 25V23L239 22V26ZM248 25V23H247ZM263 25V24H262ZM128 26V25H127ZM133 26V25H132ZM150 26V25H149ZM180 26V25H179ZM194 26V27H193ZM207 26V27H208ZM245 26V25H244ZM125 27V26H124ZM130 26H128L129 28ZM136 27V26H135ZM144 27V26H143ZM148 27V26H147ZM198 27V26H197ZM261 27H264V26H261ZM123 28V27H122ZM126 27V30L128 29ZM177 28H179L178 30L181 31L178 32L177 31ZM200 28L202 29H205L203 27H199L198 29L200 30ZM30 29V28H29ZM104 29V28H103ZM108 29V28H107ZM133 29V27H132ZM131 29V30H132ZM143 29V28H141ZM149 29H151L149 27ZM148 29V30H149ZM193 29V30H194ZM209 30V28H207ZM205 29V31L207 30ZM101 30V28H100ZM99 30V31H100ZM124 30V31H126ZM130 30V28H129ZM158 30V31H160ZM207 30V32H209ZM242 30V28H241ZM250 30V29H249ZM187 31V29H186ZM190 31V30H189ZM197 31V30H196ZM195 31V32H196ZM210 31H212V29H210ZM224 31V29H223ZM243 31V30H242ZM241 31V32H242ZM253 31V30H252ZM102 32V31H101ZM100 32V33H101ZM109 32V31H108ZM157 32V31H156ZM178 32V33H177ZM185 32V31H184ZM188 32V31H187ZM203 32V30H202ZM201 32V33H202ZM227 32V31H226ZM103 33V32H102ZM101 33V34H102ZM193 33V31L191 32ZM200 33V34H201ZM210 33V32H209ZM225 33V32H224ZM251 33V32H250ZM161 34V33H160ZM189 35V33H187ZM187 34H186V37H187ZM207 34V33H206ZM212 34V33H211ZM228 34V33H226ZM253 33H251L252 35ZM118 35V34H117ZM125 35V34H124ZM183 35H185L183 33ZM198 35V34H197ZM205 34L202 33V35L200 36H203ZM209 35V34H208ZM225 35V34H224ZM247 35H249L247 33ZM255 36L257 35L254 34ZM104 36H105V33H104ZM119 36V35H118ZM123 36V35H121ZM163 36V35H162ZM196 36V35H195ZM221 36V35H220ZM226 36V35H225ZM261 36V35H260ZM103 37V36H102ZM111 37V36H110ZM120 37V36H119ZM185 37V38H186ZM227 37V36H226ZM262 38H264L263 36H261ZM81 39L83 40H89L92 38V36L86 32L84 33H81V36H80ZM124 38V36H123ZM179 38V37H178ZM181 38V37H180ZM191 38V37H190ZM194 37H192V40H193ZM203 38V37H202ZM204 38H207L204 36ZM258 37L256 36V39ZM107 39V38H106ZM197 39V36L194 38V40ZM254 39V38H253ZM101 40V39H100ZM117 40V39H115ZM121 40V39H120ZM193 40V41H194ZM219 40V39H218ZM224 40V39H223ZM227 40V38H226ZM230 40V38H229ZM258 40V39H257ZM167 41V42H168ZM177 41V40H176ZM179 42L181 41L178 40ZM185 41V40H184ZM193 41H190V42H193ZM197 41V40H196ZM200 41H201V38H200ZM202 41H205L202 39ZM220 41V40H219ZM231 41V40H230ZM263 41V40H262ZM100 42V41H99ZM116 42H119V41H116ZM114 42V43H116ZM167 42L165 41L164 43L167 44ZM185 42H189V41H185ZM113 43V44H114ZM137 43V42H136ZM149 43V42H148ZM184 42H182L181 44H183ZM198 43H199V40H198ZM232 43V42H231ZM257 43V41H256ZM113 44H106V49H107V55H108V61L110 63L111 66L114 67V65L116 64V60L118 58V50L116 48V46H114ZM120 44V43H118ZM146 44V43H145ZM161 44V43H160ZM159 44V45H160ZM163 44V43H162ZM165 44V46H166ZM187 44V43H184V45ZM206 44L208 45L209 48H212V47H218L217 45L219 44L218 42H213V40L209 37V40L207 39L206 40ZM206 44H203L204 47H206L207 49V46H205ZM121 45V44H120ZM136 46L138 44H135ZM134 45V46H135ZM156 45V44H155ZM170 45V44H169ZM189 45L190 47V44H187ZM193 46V44H191ZM197 45V44H196ZM200 45H201V42H200ZM199 45V46H200ZM231 45V44H230ZM118 46V45H117ZM149 46V45H148ZM151 46V45H150ZM157 46V45H156ZM155 46V47H156ZM161 46V45H160ZM171 46V45H170ZM174 46V45H173ZM195 46V45H194ZM202 46V45H201ZM200 46V47H201ZM220 46V45H219ZM221 46H223L221 44ZM220 46V47H221ZM225 46V44H224ZM228 46V45H227ZM225 47V49H228L229 50L231 49L230 47ZM133 47V46H132ZM139 47V46H138ZM158 47V46H157ZM156 47V48H157ZM172 47V46H171ZM196 47V46H195ZM219 47V49H221ZM251 47V46H250ZM135 48V47H134ZM163 48V47H162ZM168 48V47H167ZM185 48V47H184ZM193 48V47H192ZM198 48V47H197ZM208 48V49H209ZM247 48V47H245ZM257 48H259L257 46ZM144 49H146L145 46H140L139 48H137L136 50L138 51H135V54L132 56V61L136 59L138 60V58H141L140 56H142V54H148V52L150 51H143ZM155 49V48H154ZM160 49V48H159ZM170 49V48H169ZM171 49H175L174 47L171 48ZM170 49V50H171ZM205 49V48H203ZM251 49V48H250ZM250 49H246L248 51H250ZM255 49V48H254ZM148 50V48H147ZM156 50V49H155ZM150 51L151 53L153 54H157L159 56L160 52L161 51ZM167 50V49H166ZM183 49H180L179 51H182ZM186 50V49H185ZM185 50L184 53L186 52ZM188 50V48H187ZM202 50V48H201ZM212 51L214 49H211ZM244 50V49H243ZM245 50V51H246ZM262 50V49H261ZM19 51V50H18ZM173 51V50H171ZM204 51V50H202ZM218 51V50H216ZM223 51L224 50V47H223ZM221 51V52H223ZM232 51V50H231ZM247 51V52H248ZM255 51H257L255 49ZM71 51H69V54H70ZM163 52V50H162ZM162 52H161V56L162 55ZM166 52V53H165ZM163 52V54H167L168 51H165ZM176 52V51H174ZM188 52V51H187ZM191 52V51H189ZM193 52V51H192ZM195 52V50H194ZM199 52V51H198ZM206 52V51H204ZM203 52V54H204ZM219 53L220 50L218 51ZM229 52V51H228ZM245 52V53H247ZM177 53V52H176ZM196 53V52H195ZM211 53V52H210ZM260 53V52H259ZM151 54V55H153ZM170 53H168L169 55ZM174 54V53H173ZM182 54V53H181ZM192 54V53H190ZM200 54L201 52L199 53V57H200ZM202 55V58H204ZM222 54V53H221ZM224 54V53H223ZM226 54V53H225ZM250 54H252L250 52ZM253 54H255L253 52ZM261 54V53H260ZM74 55V53H71V56ZM145 55V56H146ZM156 55V56H157ZM167 55V56H168ZM209 55V54H207ZM215 56H217V53L214 54ZM150 56V55H149ZM165 56V55H164ZM163 56V58H164ZM178 56V55H177ZM187 56H191V55H188ZM186 54H185V57H183L184 61L187 63V62H190V58L192 57H187ZM212 57V55H210ZM209 56V57H210ZM257 56V55H256ZM76 57V56H75ZM180 57V56H179ZM182 57V56H181ZM198 57V58H199ZM210 57V58H211ZM222 57V56H221ZM259 57V55H258ZM63 58V57H62ZM67 58V57H66ZM159 58V57H158ZM157 58V59H158ZM196 58V56H195ZM226 58V57H225ZM234 58V57H233ZM239 58V57H238ZM178 58H176L175 54L174 55H171L170 54V57L167 59L165 58V61L166 63H162L161 65L158 64L159 66H155L154 67V70L157 69V71H165L168 70L169 71H173V70H177L174 69V66L175 65V62H177ZM205 59V58H204ZM203 59V60H204ZM215 59V58H214ZM224 59V58H223ZM248 59V58H247ZM67 60V59H66ZM160 60V59H159ZM158 60V61H159ZM181 60V58H180ZM196 60V59H195ZM198 60V59H197ZM200 60V59H199ZM217 60V59H216ZM220 60V58H219ZM129 61V62H130ZM162 61V60H161ZM164 61V62H165ZM225 61V60H223ZM228 61V59H227ZM227 61L225 62H222L221 64L219 63V61L217 60V62L219 63L218 65V70L216 71L217 74L219 75V78L220 81L221 80H226L229 75L233 74L232 72L236 71L238 74L237 75H241L242 76V73H243V69L240 67H236L237 68L236 70L231 67L233 66V64L231 66H229L228 64H225L227 63ZM230 61V60H229ZM228 61V63H229ZM232 61V60H231ZM234 61H237L236 59ZM241 61V60H240ZM246 61V60H245ZM249 61V60H248ZM67 62V63H66ZM152 62V61H151ZM183 62V63H185ZM202 62V61H201ZM210 62V61H209ZM209 62H207V64H209ZM213 62L215 63V61L212 60V65ZM244 62V61H243ZM178 63V62H177ZM176 63V64H177ZM191 64H193L192 62H190ZM199 63V62H198ZM197 63V64H198ZM204 63V62H203ZM237 63V62H236ZM72 64V63H71ZM133 64V63H132ZM135 64V63H134ZM152 64V63H151ZM154 64V63H153ZM152 64V65H153ZM181 64V63H180ZM196 64V62H195ZM216 64V63H215ZM240 64V63H239ZM244 64H248V62H244ZM250 64V63H249ZM89 65V64H88ZM185 65V64H184ZM182 65V67L184 66ZM204 65V64H203ZM205 65H206V62H205ZM210 65V64H209ZM74 66V65H73ZM92 66V65H91ZM190 66V65H189ZM217 66V64H216ZM215 66V68H216ZM238 66V65H237ZM239 66H242V65H239ZM249 66V65H248ZM89 67V66H88ZM87 67V69H88ZM178 67V66H177ZM193 67V65H192ZM191 67V68H192ZM195 67V65H194ZM198 67V68H197ZM197 67H195L197 69V71H199V73L202 72L203 69H200V65ZM203 67V66H202ZM201 67V68H202ZM206 68V66H204ZM203 67V68H204ZM244 67V66H243ZM251 67V66H250ZM253 67V66H252ZM186 70H187V67H185ZM194 68V69H195ZM210 68V67H209ZM212 68V67H211ZM233 71H231V69ZM247 67H245L246 69ZM86 69V70H87ZM116 69V68H115ZM147 69H148V66H147ZM151 69V68H149ZM148 69V70H149ZM195 69V70H196ZM208 69V67H207ZM249 69V67H248ZM193 69L190 70L189 68V71L191 72ZM206 70V69H205ZM209 70V69H208ZM213 70H214V66H213ZM216 70V69H215ZM81 71V70H80ZM85 71V68L84 70ZM179 71V69H178ZM196 71V73H197ZM148 72V71H147ZM151 72V71H150ZM157 72V73H158ZM176 72V71H175ZM192 72L195 73V71L193 70ZM163 73V72H162ZM177 73V72H176ZM176 73H173L176 74ZM184 76L187 75V72L184 71ZM204 73V72H203ZM210 73H214V71H212L211 69V72ZM179 75V72L177 73ZM176 74V75H177ZM183 74V73H182ZM191 74V73H190ZM198 74V73H197ZM208 74H209V71H208ZM207 74V75H208ZM215 73V76L217 75ZM166 75V73H165ZM164 75V76H165ZM175 75V76H176ZM188 75H189V72H188ZM206 75V74H205ZM213 75V74H212ZM163 76V75H162ZM182 76V75H181ZM209 76V75H208ZM235 76H236V73H235ZM245 76V75H243ZM242 76V77H243ZM146 77V76H145ZM169 77V76H168ZM180 78V75L177 76V78ZM198 77V76H196ZM195 77V78H196ZM212 77V76H211ZM167 78V77H166ZM165 78V79H166ZM173 78H175L173 76ZM178 78V79H179ZM187 78V77H186ZM238 78H240V76H238ZM182 79V78H180ZM179 79V80H180ZM194 79V78H193ZM171 80V79H170ZM213 80V78H212ZM149 79H144L142 80V82L140 81V83L142 85H147L149 84ZM177 81V80H175ZM181 81V80H180ZM179 81V82H180ZM230 81V80H229ZM171 82V81H170ZM215 83V78H214V81ZM139 83V84H140ZM178 83V82H177ZM219 83V82H218ZM179 84V83H178ZM182 84V83H181ZM220 84V83H219ZM142 85L140 88H142ZM151 85V84H150ZM215 85V84H214ZM213 85V87H214ZM44 86V88H45ZM139 86V85H138ZM149 86V85H148ZM221 86V85H220ZM218 86V87H220ZM70 87V86H68ZM147 87V86H146ZM187 87V86H186ZM222 87V86H221ZM224 87V86H223ZM104 88V86L102 87ZM13 89V88H12ZM14 88V90H2L0 91V101H3L4 104L9 107V112L7 113L6 115V121H10L12 119V114L15 112V106L18 102H21L23 107L25 108V119H30L29 122L33 121L35 116V112L36 110L39 108V106L41 105L42 101H44V94L40 91H38L35 87L36 90H32V87H31V90L30 91H19L18 89ZM40 89V88H38ZM69 88H67L66 90H68ZM75 89V88H74ZM144 89V86L143 88ZM208 89V88H206ZM217 89V88H216ZM226 88H224L225 90ZM45 90V89H43ZM70 90V89H69ZM61 91V92H60ZM75 91V90H74ZM77 91V90H76ZM108 92V97L107 98V94L105 93ZM105 91L102 92V94L99 95L98 93V96H93L91 98V100H89V105H91V109L95 108L97 106V104H103L104 105V109L105 110H109L110 112L114 113L115 114V118L111 121H107V122H101V123H96V124H81V125H72L71 127H69L67 129L66 132V135H69L70 136L72 135L76 140V141H81V145H86L88 146L90 149H92V151L90 152L89 155L87 156H84L82 159L78 160L70 151H57L53 145H51V140L49 142V140H47L45 143L44 142H41L39 139V141L35 140V141H29V149L28 150H32L34 154H37V155H44L45 157H47V161H49L48 163L51 162V164L53 165L52 167L54 166H57L55 168V170L53 169V173H49V174H44V172H40L37 170L35 171L36 172V176H34L33 178H28L30 177V174L29 176L27 177V173H26V170L24 169V167L22 165H13L9 160H2V154L0 155V183L4 180V178L7 176V175H11L12 176V182L13 184H17V183H20L26 179H28V181H30V184L29 186L27 185L26 188H24L23 190H21L20 192H18L16 194V197L19 201V204L17 205L16 209L18 210L17 212L15 210L12 209L11 207V203L4 199V198H0V232L2 231V242L3 243H12V242H24L28 239H35L37 241V244L35 247H33L32 249L30 250H27L25 251L24 253L20 254L19 256L17 255H14L12 256V254L9 256H7V258L0 262V264H51V261L53 258L57 257L59 254L63 253L66 248L70 245V239L67 238V237H64L63 235H59L56 233V229L62 224V220H59V219H56L54 214L53 213H49L47 211H45L47 205L49 204V201H50V198L52 197V194L54 193V191H56V189L58 187L61 188L62 192L65 193L68 188H70L71 186H78V188L80 187L81 188V194L78 195H75L74 197V201L78 204V206L80 207V211L78 212L77 214V219H78V224L80 227H83L86 222H87V219L91 213V207L93 206V204L91 203V199H89L88 197H92L94 196L95 194H97L98 192H101L103 191L106 196L112 200V201H117L119 199V195L122 191V185L119 184V182H109V183H100L96 180L97 176L101 173H106V171L109 170L110 168V165L108 163V161L106 160L105 158V149H106V141L109 137H111L115 131H118V130H121V129H126L127 131H132V135L130 137V140H129V143L124 147L127 151V157L126 159L128 158L129 162L132 163L131 165H135L137 163H139L140 159H142V157H146V155H148L149 153L151 154L150 156L148 155V158L145 160L146 161V170L150 171L151 172V178L150 181H152L153 179H156L159 175H160V172L162 171H168V170H172L174 167L171 166V167H167L165 166L163 163H161L157 157V155L154 153V150L152 149V141L157 139L158 140V143H162V147L163 149H165V152L167 154H170V152L172 151V148H173V145L174 143H180L181 142V145L182 143L184 142L185 140V144L190 142V140L188 139V137L186 138H183L182 136H179V134L181 132H179V134H177V130L172 126V120L175 119V118H180V115H183V114H178L177 113V110L176 112L174 111H171L170 109H167V106L164 108V107H150L148 106H139V104H137V99H136V96L134 97L133 95H131V93L128 92V84H125L124 85V88L121 92H115L113 91L112 89L109 88H106L105 87ZM118 91V90H117ZM193 91V90H192ZM220 92V90H218ZM62 92V94H63ZM179 92V91H177ZM191 92V91H190ZM222 92V91H221ZM45 93V92H44ZM47 93V92H46ZM45 93V94H46ZM71 93H74L71 91ZM186 93V92H185ZM210 93V92H209ZM208 93V94H209ZM261 93V91H260ZM263 93V92H262ZM261 93V94H262ZM69 94V93H68ZM106 94V96H104ZM181 94V93H180ZM193 94V93H192ZM223 94V93H221ZM259 94V93H258ZM170 95V94H169ZM202 95H205V93H203ZM264 95V94H263ZM156 96V94H155ZM179 96V95H178ZM210 96V94H209ZM214 96V95H212ZM47 97V96H46ZM166 97V96H165ZM187 97V96H185ZM206 97H207V94H206ZM211 97V96H210ZM224 97V96H223ZM65 98H68L66 95H65ZM138 98V97H137ZM181 98V97H180ZM188 98V97H187ZM204 98V96H203ZM217 97H215L214 99H216ZM64 99V98H63ZM69 99V98H68ZM155 99H158V97L156 96ZM161 99V98H160ZM182 99V98H181ZM192 99V98H191ZM205 99V98H204ZM207 99V98H206ZM210 98H208L209 100ZM212 99V98H211ZM219 99V98H218ZM177 100V99H176ZM183 100V99H182ZM184 100H188V99H185ZM190 100V99H189ZM207 100V101H208ZM222 100V99H221ZM219 100V101H221ZM67 101V100H66ZM71 102V100H69ZM172 100H170L171 102ZM174 101H175V98H174ZM195 101V100H194ZM217 101L218 103L217 104H220V102ZM68 102V101H67ZM69 102V104H70ZM158 102V101H157ZM176 102V101H175ZM184 101H181V103H183ZM187 102H191V101H187ZM223 102V101H221ZM164 103V102H162ZM169 103V102H168ZM173 103V102H172ZM178 103V102H176ZM179 102V104H181ZM193 103V101H192ZM209 103V102H207ZM211 103V102H210ZM66 104V103H65ZM72 104V102H71ZM154 104V103H153ZM185 105V103H183ZM223 104V103H222ZM21 105V106H22ZM88 105V106H89ZM102 105V106H103ZM156 105V104H155ZM168 105V104H167ZM173 105H177V104H173ZM182 105V104H181ZM181 105H179L180 107H182ZM189 105V103H188ZM215 105H216V102L213 101L212 102V108L211 110L208 109L210 112L215 108ZM263 105V104H262ZM261 105V106H262ZM67 106V104H66ZM69 106V105H68ZM174 106V109H176V107ZM178 106V107H179ZM191 106V105H190ZM189 106V108H190ZM5 107V108H7ZM101 107V105H100ZM177 107V109H178ZM188 107V106H187ZM66 108V107H65ZM170 108V107H169ZM172 108V106H171ZM186 107L184 106V109ZM209 108V107H208ZM181 109V108H180ZM183 111H187V109H185ZM64 110V109H63ZM179 110V109H178ZM192 110V109H191ZM206 109V111H208ZM245 110V109H244ZM24 111V109H23ZM185 111V112H186ZM189 111V110H188ZM190 112V111H189ZM204 112V111H203ZM59 113V112H58ZM175 113L177 114V116H175ZM193 113V112H192ZM258 113V112H257ZM194 114V113H193ZM244 114H246L244 112ZM243 114V115H244ZM260 114V113H259ZM204 115V113H203ZM209 115L210 113H207V119L209 118ZM239 115V114H238ZM258 114H256L255 116H257ZM261 115V114H260ZM23 116V117H24ZM191 117L189 113H185L184 117ZM245 116V115H244ZM247 116V114H246ZM251 116V115H250ZM193 117V116H192ZM252 117V116H251ZM254 117V116H253ZM258 117V116H257ZM256 117V119H258ZM187 118V119H189ZM196 118V117H195ZM255 118V117H254ZM260 118V117H259ZM263 118V117H261ZM127 120L128 122L126 123L125 121V124H120L121 121L123 120ZM185 119V118H184ZM186 119V120H187ZM21 120V119H20ZM181 120V119H180ZM228 120V119H227ZM225 120L223 121L224 122V127H225V130L227 128V126L229 127V122H232L231 120ZM248 120V118L246 119ZM252 120V119H251ZM195 121V119H194ZM262 121V120H261ZM260 121V122H261ZM264 121V120H263ZM39 122V121H38ZM122 122V123H124ZM186 122V121H185ZM188 122V121H187ZM260 122H256V123H259ZM40 123V122H39ZM49 123V122H47ZM133 123V124H132ZM191 123V121H190ZM207 123V122H206ZM235 123V122H234ZM233 123V124H234ZM254 123V122H253ZM175 124V123H174ZM256 125L257 126H259ZM133 125V126H131ZM262 124H260L261 126ZM176 126V125H175ZM231 126V124H230ZM253 126V125H252ZM135 127H139L141 128L142 127V130H137V131H134ZM223 128V126H222ZM250 128V127H249ZM137 129V128H136ZM254 129V128H253ZM253 129H251L253 131ZM180 130V129H178ZM224 130V129H223ZM222 130V131H223ZM251 130H248V131H251ZM258 130H263V127L262 128H259ZM221 131V132H222ZM248 131L246 133H248ZM251 131V132H252ZM224 132V131H223ZM131 133V132H130ZM250 133V132H249ZM183 134V133H182ZM223 134V133H222ZM222 134H216L213 135L211 138H209L208 140V144L207 146L209 145L210 146V156H212L214 153V150L212 148V145H214L215 143H220L223 141L224 139V135L225 133L222 135ZM181 135V134H180ZM222 135V136H221ZM129 139V138H128ZM184 139V140H182ZM242 139V138H241ZM241 139H236L234 140V144H233V148H237V147H240L242 146L243 144H246L245 141L246 140H242ZM53 143V142H52ZM55 145V143H54ZM177 145V144H176ZM56 147V146H55ZM183 148V146H181ZM179 148V146H178ZM181 150V149H179ZM183 150V149H182ZM1 152H3L2 150H0ZM184 155V154H183ZM126 156V155H125ZM209 156V157H210ZM46 160V159H45ZM163 161V160H162ZM46 162V161H45ZM65 162V163H64ZM56 165H55V164ZM37 165V164H36ZM64 165H66V167L70 166L72 169L75 170H80L81 169V174L79 175V173L77 175H79L78 177L74 176H71V175H68V176H65L64 175V169H62L63 167H65ZM49 166V165H48ZM35 167V166H34ZM41 167V166H40ZM51 168V167H50ZM58 168V169H57ZM72 169V170H73ZM222 170V169H221ZM76 172V171H75ZM75 172H72V173H75ZM70 173V174H72ZM230 174V173H229ZM149 175V174H148ZM227 175V174H226ZM221 184V183H220ZM226 184L230 185L231 189L233 188H240L242 187L240 185V182H239V179L238 177L236 178V176L234 177V175H228L227 177V180H226ZM224 185V184H222ZM227 185V186H228ZM233 187V188H232ZM245 190V188H243ZM249 189V188H248ZM239 190V189H238ZM247 190V189H246ZM262 190V189H261ZM243 191V190H242ZM242 191H239L242 193ZM264 191V190H263ZM61 192V191H60ZM248 193H250L251 191H247ZM259 192V191H258ZM244 193V191H243ZM242 195H245L243 194ZM246 193V192H245ZM252 193V192H251ZM257 192L254 191L253 194H251L253 197L254 196H257V194H255ZM62 195V194H61ZM249 195V194H248ZM259 195H263L262 192H259ZM250 196V195H249ZM244 197V196H243ZM258 197V196H257ZM264 198V196H262ZM260 197V200H262ZM93 199V198H92ZM193 198H190L189 196H179V197H176L174 199H172L170 202L171 204H173L174 206H176L178 209H184L185 207H189L190 205L194 204V201L196 202L197 200H191ZM241 199V198H240ZM249 199V198H248ZM247 199V200H248ZM246 200V199H244ZM246 200V201H247ZM260 200H257V201H260ZM264 200V199H263ZM94 201V199H93ZM238 201V200H237ZM242 201V200H241ZM246 201H243L242 203H245ZM200 202V200L198 202H196L197 204ZM203 202V201H202ZM261 202V201H260ZM263 202V201H262ZM204 203V202H203ZM241 203V202H240ZM247 203V202H246ZM249 203H250V200H249ZM52 204V203H51ZM196 204V205H197ZM257 204V202H256ZM255 204V205H256ZM260 204V203H259ZM263 204V203H262ZM262 204L260 205V207L262 206ZM195 205V204H194ZM199 205H201V203H199ZM205 205V204H204ZM202 204V206H204ZM252 205V204H250ZM249 205V206H250ZM253 205V206H255ZM264 205V204H263ZM193 206V205H192ZM201 206V207H202ZM209 206V205H208ZM207 206V207H208ZM214 206V205H213ZM247 206H248V203H247ZM248 206V207H249ZM175 207V208H176ZM207 207H206V210H207ZM210 207V206H209ZM259 207V208H260ZM197 208V207H196ZM200 208V206H199ZM205 207H203L204 209ZM219 208V207H218ZM250 208V207H249ZM262 208H264L262 206ZM202 209L203 213H204V210ZM245 209H246V206H245ZM252 210L254 209L253 207L251 208ZM201 210V209H200ZM201 211V212H202ZM214 211V210H213ZM221 211H224L223 209H221ZM245 211V210H244ZM248 210H246L247 212ZM251 211V210H250ZM255 211H256V208H255ZM254 211V212H255ZM259 211V210H258ZM257 211V212H258ZM262 211V210H260ZM206 212V211H205ZM211 212V211H210ZM220 211H218L217 213H219ZM214 212H211V214H213ZM260 212L257 213V216ZM262 213V217L261 219L257 220V223L256 224V227H255V234L254 235H257L259 237H263L264 236V209H263V212ZM140 214V213H139ZM209 214V213H208ZM225 214V212H224ZM242 214V213H241ZM247 214V213H246ZM255 213H253L254 215ZM200 215V214H199ZM206 215L207 219H208V216L207 214H204ZM260 215V214H259ZM212 216V215H211ZM228 216V215H227ZM245 216V214H244ZM257 216L255 218H257ZM137 222L138 223H141V224H144L146 222V219L143 215H137ZM205 217V218H206ZM210 217V216H209ZM215 217H217V223L216 225H218L220 222H218V220L220 221V218H218V216L215 215ZM214 217V218H215ZM221 217V216H220ZM223 217V216H222ZM221 217V218H222ZM225 217V215H224ZM223 219L225 220L226 218ZM232 217V216H230ZM243 218V216H241ZM241 217H239V219H241ZM246 217V216H245ZM251 218L252 216H248V218ZM254 217V216H253ZM260 217V216H259ZM228 218V217H227ZM249 218V219H250ZM254 218V220H255ZM263 218V219H262ZM199 219V218H197ZM211 219V218H210ZM233 219V218H232ZM244 219V218H243ZM253 219V218H251ZM250 219V220H251ZM196 220V218L194 219ZM200 220V219H199ZM204 220V219H202ZM231 220V219H230ZM247 220V219H246ZM249 220V221H250ZM34 221V222H32ZM201 221V220H200ZM199 221V223H200ZM209 221V220H208ZM208 221H205L206 224ZM216 221V220H214ZM227 221V220H226ZM243 220L239 221L237 220L236 223H234L235 221H229V223L232 222L233 227L232 229L228 228V229H225L224 231L221 230L220 228H217L215 229V234L216 236H219L218 238L219 239H224V236H226V234H228V237L230 236V239L231 240H236L238 241L241 236H243L245 234V232H247V230H250V227L251 225H247L248 221H246V227H244L245 225H243L244 223L242 222ZM245 221V220H244ZM175 222V221H174ZM198 222V220H197ZM213 221L210 220V222L208 223H212ZM222 222V221H221ZM30 223H33V224H30ZM183 223V222H182ZM193 223V222H191ZM203 223V221L201 222ZM215 223V222H213ZM212 223V226L214 225ZM224 223V222H223ZM222 223V224H223ZM228 223V222H227ZM253 222H251L252 224ZM175 224V223H174ZM180 224V223H179ZM184 224V223H183ZM190 224V223H189ZM197 224V223H196ZM194 224V225H196ZM226 224V222H225ZM250 224V223H249ZM177 225V224H175ZM193 225V226H194ZM209 225V224H208ZM224 225V224H223ZM243 225V226H242ZM187 226H189L187 224ZM198 227V225H196ZM204 226V225H202ZM210 226V227H212ZM229 226V225H228ZM226 226V227H228ZM178 227V225H177ZM217 227H220V225H218ZM222 227V226H221ZM171 228V227H170ZM180 228V227H179ZM193 228V227H192ZM195 228V227H194ZM225 228V226H224ZM223 228V229H224ZM197 229V228H196ZM211 229V228H210ZM213 229V230H214ZM164 231L162 232V235L160 238L152 241V242H149L147 244H143L141 247H140V254L138 256L140 257H144L146 256L147 254H149L151 251L153 250H159L160 253L158 255V257H156L153 262L154 264H168L169 261L174 257V255L178 252H180V255L183 254L184 256H190V258L193 256L195 257L194 255V251H193V247L196 245L195 243H193V240H191V235H190V232H192L189 227H186L183 226L181 228V234L179 236H174V234L172 233L173 230L169 229L168 227L164 228L163 229ZM201 230V229H200ZM179 231V230H178ZM196 231V230H195ZM198 232V231H197ZM214 232V231H213ZM254 232V231H253ZM180 233V232H179ZM211 233V232H210ZM193 234V232H192ZM214 234V233H213ZM214 234V236H215ZM250 234V233H249ZM176 235V234H175ZM195 235V233H194ZM197 235V233H196ZM211 235V234H210ZM239 235V236H238ZM213 236V235H212ZM215 236V238H216ZM245 236V235H244ZM211 237V236H210ZM209 237V238H210ZM195 238V237H194ZM200 238V237H199ZM213 238V239H215ZM197 239V238H195ZM194 239V241H195ZM217 239V238H216ZM198 240V239H197ZM203 240V239H202ZM201 240V241H202ZM111 241V238L110 237H107L106 241H105V244L106 243H109ZM200 241V240H199ZM198 241V242H199ZM213 241V240H212ZM215 241V240H214ZM220 240H218L219 242ZM230 241V240H228ZM116 242V241H115ZM123 243L122 241H118L116 243ZM113 243V242H112ZM200 243V242H199ZM202 243V242H201ZM130 244V243H129ZM198 245V243H197ZM131 246H133V244H131ZM202 246V245H201ZM139 247V246H138ZM199 247V246H198ZM264 247V246H263ZM261 249V248H260ZM264 249V248H263ZM264 252V251H263ZM236 253V252H235ZM15 254V253H14ZM229 254V253H228ZM222 255V254H221ZM219 255L218 253L214 256L213 258V261L215 264H264V254L260 253L258 250H256V248L254 247H247L246 249H244V251L242 253H239V254H230V255H227V256H221ZM189 258V257H188ZM197 258V257H196ZM119 263H122V264H127L126 260L123 258V259H120V262ZM212 263V262H211Z\"/></svg>", "mask_w": 264, "mask_h": 264}, {"label": "water", "instance_id": "water-1", "mask_svg": "<svg viewBox=\"0 0 264 264\" xmlns=\"http://www.w3.org/2000/svg\"><path fill=\"white\" fill-rule=\"evenodd\" d=\"M56 0H13L12 2L0 1V19L7 18L12 14L14 7L19 5L23 10L30 12L29 20L32 31L22 39L18 49L26 53L34 45H43L40 60L49 57L54 46L53 34L57 31L61 42V55L69 49L79 50L86 59L91 56L95 59V74L101 70L112 72V68L106 62L104 52L97 46V39L86 43L80 38L81 33L90 34L81 22L91 24H105V16L108 12V0H104L103 15L97 16L92 11L83 9L80 12H64L56 15H47L45 10ZM194 0H186V9L193 6ZM223 0H208V12L216 15L220 12ZM225 26L239 34L230 18L233 16L225 11ZM8 35V31L0 28V42ZM127 46L124 47L120 66L125 64ZM22 65L6 67V58L0 55V90L11 88L43 87L48 79L45 73L39 75H23ZM122 68V67H119ZM121 71V70H119ZM103 73V74H102ZM104 79L108 78L105 72H101ZM123 74L121 73V76ZM124 81L117 87L120 88ZM79 93L74 97V106L60 112L56 122L48 125L35 126L39 115L34 120L18 127V118L14 119L10 126L5 123V110L0 104V144L6 157H12L14 164L25 163L30 166L34 158L28 152V139L53 138L60 147L74 146L76 143L64 131L71 125L83 120H95L93 112L86 108L90 97L99 91L98 86H79ZM228 109L217 110L207 125L200 116L196 128H184L192 136V145L186 150V156H181L176 148L170 155L162 152L157 146L160 158L168 165L175 168L170 174H160L153 179L148 186L149 175L144 172L143 162L135 165L128 163L122 148L123 142L120 135H115V140L110 143L109 155L117 172L105 178L109 182H121L123 190L119 201H111L104 194L96 196L97 212L91 215L90 220L84 227H79L77 221L78 207L70 198L65 200V211L62 216L65 220L60 233L66 234L71 239V247L65 256H58L51 264H118V260L127 258L130 264H146L149 258H138V251L128 243L140 245L161 237L165 226H173L170 219H181L184 216L174 209L169 203H164L167 198L190 196L206 202L216 203L218 192L222 189L220 181H224L226 174H237L241 179L252 187L264 186V134L258 138H251L247 148L234 152L229 149L231 138L228 137L224 144L215 147L217 154L208 155L207 142L212 134L220 129L219 117ZM64 141V143L62 142ZM206 160V161H205ZM225 169L226 173L218 171ZM22 189L21 185H14L12 176L7 175L0 183V198L17 203L16 194ZM139 213L147 217V224H136ZM107 237L122 244H105ZM205 250L197 251L200 256V264H210V259L218 252L209 251L210 242L206 240ZM24 246H12L2 243L0 238V262L8 255L23 250ZM171 264H195L176 256Z\"/></svg>", "mask_w": 264, "mask_h": 264}]
</instances>
